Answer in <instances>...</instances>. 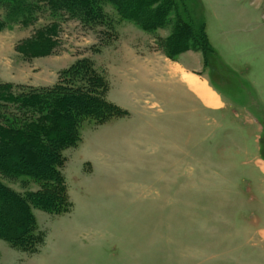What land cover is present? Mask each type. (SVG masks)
<instances>
[{
    "label": "rangeland",
    "instance_id": "374dc122",
    "mask_svg": "<svg viewBox=\"0 0 264 264\" xmlns=\"http://www.w3.org/2000/svg\"><path fill=\"white\" fill-rule=\"evenodd\" d=\"M200 1L213 60L190 43L167 58L170 25L144 30L110 4L100 25L62 13L55 21L43 4L22 24L0 0V60L18 63L21 82L8 85L42 88L22 82H57L88 58L108 80L107 100L127 112L81 126L80 143L64 152L70 212L33 209L44 244L29 255L0 240V264H264V0ZM54 22L51 55L18 53ZM175 64L223 105L205 107ZM0 180L18 192L37 188Z\"/></svg>",
    "mask_w": 264,
    "mask_h": 264
},
{
    "label": "trees",
    "instance_id": "16d2710c",
    "mask_svg": "<svg viewBox=\"0 0 264 264\" xmlns=\"http://www.w3.org/2000/svg\"><path fill=\"white\" fill-rule=\"evenodd\" d=\"M1 1L11 3V16L15 14L22 24H28L27 20L42 8L37 4H43L55 21L62 13L83 25H100L105 20L102 7L110 4L120 18L135 22L144 30L170 25L172 33L164 41L167 58L174 60L188 50L186 45L190 43L194 45L191 50L215 59L200 0ZM54 24L32 36L17 49L18 53L25 58L51 55L56 36L50 27L58 28ZM209 60L208 65H212ZM108 89V80L88 58L77 59L61 71L58 81L50 87L12 88L0 83V177L37 186L33 191L18 192L0 180V240L11 248L31 255L44 244L45 234L36 226L33 209L52 216L70 212L72 203L62 172L64 152L78 146L80 128L85 122L98 127L127 116L126 111L107 100Z\"/></svg>",
    "mask_w": 264,
    "mask_h": 264
},
{
    "label": "crops",
    "instance_id": "0c3cea01",
    "mask_svg": "<svg viewBox=\"0 0 264 264\" xmlns=\"http://www.w3.org/2000/svg\"><path fill=\"white\" fill-rule=\"evenodd\" d=\"M18 67V63H16V62H12V61H10V63H8V62H1V60H0V69L2 70V71H4L5 72V74L3 73V75L0 73V82H3V83H5V84H18V83H21V82H19V78L16 76V72H15V70H13L15 67ZM175 66H176V64H175ZM180 69H182L181 68V66L180 65H177ZM16 67V68H17ZM183 70V69H182ZM184 71V70H183ZM52 76V75H51ZM49 77L48 76V78L47 79H45L44 81L45 82H38L39 83V85H37V82H36V79H29V80H27V82H22L23 84H27V85H29V86H34V87H43V86H51V85H53L55 82H56V79H57V76L55 75H53L52 77ZM180 79V78H179ZM181 81V80H180ZM205 83V82H204ZM205 85H206V83H205ZM187 88V87H186ZM208 88V87H207ZM188 89V88H187ZM210 89V88H209ZM189 90V89H188ZM211 90V89H210ZM190 91V90H189ZM191 92V91H190ZM212 92V94L214 95V97H215V100H216V104L215 105H211V106H208V105H205L202 101H201V99L200 98H198V97H196V95L194 94V93H192L198 100H200L202 103H203V105L205 106V107H209V108H215V109H218V108H220L221 107V105H223V102L219 99V97L218 96H216L215 95V93H213V91H211ZM218 97V98H217ZM111 102V101H110ZM113 103V102H112ZM85 163H87V162H90L89 160H83ZM261 237L264 239V234H262L261 235Z\"/></svg>",
    "mask_w": 264,
    "mask_h": 264
},
{
    "label": "bare ground",
    "instance_id": "6f19581e",
    "mask_svg": "<svg viewBox=\"0 0 264 264\" xmlns=\"http://www.w3.org/2000/svg\"><path fill=\"white\" fill-rule=\"evenodd\" d=\"M173 72L179 74L181 82L185 84L192 93L200 98L205 105L211 106L216 104L214 95L206 87L204 81L191 73L184 72L177 65L174 66Z\"/></svg>",
    "mask_w": 264,
    "mask_h": 264
},
{
    "label": "flooded vegetation",
    "instance_id": "af4514ba",
    "mask_svg": "<svg viewBox=\"0 0 264 264\" xmlns=\"http://www.w3.org/2000/svg\"><path fill=\"white\" fill-rule=\"evenodd\" d=\"M210 67H211V64H209V70H211ZM215 71L211 70L210 72H211L212 75H214L215 74Z\"/></svg>",
    "mask_w": 264,
    "mask_h": 264
}]
</instances>
